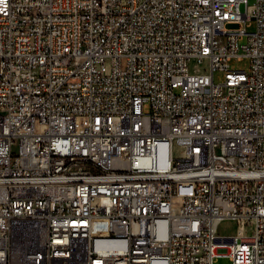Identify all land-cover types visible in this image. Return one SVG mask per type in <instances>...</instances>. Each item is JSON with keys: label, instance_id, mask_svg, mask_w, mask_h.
<instances>
[{"label": "built area", "instance_id": "obj_1", "mask_svg": "<svg viewBox=\"0 0 264 264\" xmlns=\"http://www.w3.org/2000/svg\"><path fill=\"white\" fill-rule=\"evenodd\" d=\"M218 256L264 264V0H0V264Z\"/></svg>", "mask_w": 264, "mask_h": 264}, {"label": "rangeland", "instance_id": "obj_2", "mask_svg": "<svg viewBox=\"0 0 264 264\" xmlns=\"http://www.w3.org/2000/svg\"><path fill=\"white\" fill-rule=\"evenodd\" d=\"M242 8L244 6L242 5ZM229 27H237L238 25L235 24H230L228 25ZM256 29V22L255 20H250L248 21V26H247V31L248 32H253ZM247 42V35H244V37L241 39L240 43L244 44ZM250 58L247 56H241L240 58H232L230 61V67L232 69H238V70H246L248 71L250 68ZM223 79V73L217 72L215 74V80L221 81ZM237 230V225L234 222L231 221H224L221 223L219 227V232L220 234H233ZM213 264H232V261L229 257L227 256H218L215 257Z\"/></svg>", "mask_w": 264, "mask_h": 264}]
</instances>
